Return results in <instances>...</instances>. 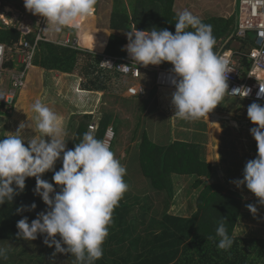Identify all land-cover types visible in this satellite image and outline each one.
Segmentation results:
<instances>
[{"label": "trees", "instance_id": "trees-1", "mask_svg": "<svg viewBox=\"0 0 264 264\" xmlns=\"http://www.w3.org/2000/svg\"><path fill=\"white\" fill-rule=\"evenodd\" d=\"M91 1L88 0L85 7V0H74L68 8L67 0H53L55 5L66 8L51 4L42 33L46 41L38 42L31 65L46 71L78 75L82 78V90L105 92L110 80L119 79V76L99 68L101 56L108 54L136 60L131 50L136 42H125L110 35L101 54L57 44L61 35L58 26L67 24L79 31L86 14L91 15L96 7L93 2L97 0ZM174 2L113 0L109 27L122 33L144 32L145 35H141L144 38L153 35L156 39L157 35L160 42L156 57L160 68L165 69L191 67L195 57L207 58L231 47L232 40L221 50L218 43L231 36L235 15L190 19L174 12ZM21 40L34 43L35 34L22 35L16 27L0 22V43L11 47ZM84 40L90 46L95 42L89 35L84 36ZM124 44L128 45L124 47ZM252 45V34H248L238 48L247 50ZM145 46L139 40L133 49L134 55L144 62L145 57L150 56L148 64L157 66L152 47L143 50ZM13 64L8 62L6 65L13 67ZM241 64L250 68L246 59ZM152 90L154 96L155 90ZM172 92L175 91L160 89L162 105L175 97L174 94L179 95ZM122 102L128 107L131 100ZM145 107L139 106L137 111L143 113ZM94 120L92 115L76 117L77 126L66 153L57 149H36L18 139L0 136V245H35L42 238L47 241L46 247L37 258L32 257L29 264H50L47 263L50 254L59 248L57 230L60 228L56 223L59 217L55 213L56 210L65 213L67 205L72 207V223L78 217L77 238L85 239L90 235L97 239L96 243L85 245L87 251L83 252L82 261L75 262L72 256L69 264H260L264 261V238L243 237L234 232L243 214L239 193L217 180L203 185L204 181L216 178V172L205 162L200 144L155 143L142 132L135 145L139 168V172H135L148 182L144 186L148 193L142 197L133 192L132 180L123 176L120 165L101 168L111 164L114 157V141L108 154L99 152L104 133L112 125L116 137L123 123L111 111L103 109L94 137L95 151L90 152L86 160L88 166L81 170L74 167L82 164L78 155ZM136 135L137 130L133 139ZM253 151L257 163L263 167V175L258 181L264 188V127L253 144ZM177 177H184L189 182L190 195L199 192L188 217L169 212L177 190ZM60 196L68 200L63 206L57 201ZM156 198L159 199L157 208ZM47 223L53 225V234L47 233V229L50 230ZM64 225L65 221L62 229ZM36 228L39 231L35 233ZM41 231L46 233L41 236ZM20 250L24 252L23 248Z\"/></svg>", "mask_w": 264, "mask_h": 264}, {"label": "rangeland", "instance_id": "rangeland-1", "mask_svg": "<svg viewBox=\"0 0 264 264\" xmlns=\"http://www.w3.org/2000/svg\"><path fill=\"white\" fill-rule=\"evenodd\" d=\"M40 2L42 3L39 6V4L36 5L33 0L32 5L35 7L34 9H30V7H26L25 10H22V8L19 5L17 6V10H12V9L5 11L0 10V22H2L5 26L7 25V26L16 27L19 30V32H26V30H28L30 33H34L35 30L37 28H40L43 22H45L46 12L47 11L49 12L53 0H41ZM238 2H239L238 0H175L173 8L178 15L190 19L206 20L212 17L229 18V17H234V15H235L234 18L237 19ZM85 4L86 6H88V0H85ZM93 4L94 5L96 4V7L94 9L92 8L93 12L91 15L86 14L79 31L77 32L74 31L73 28H71L67 24H62L61 26H58V29L61 32L60 39L62 38L63 40H67L66 37L69 36L68 40L70 41L69 43L72 47L80 48L83 50L85 49L97 54H101V51L104 49V46L108 41L110 35H114L124 40L125 42L131 40L135 41L136 43L133 45V47H131L132 50L136 47L138 40H141L142 43L146 44L143 50L145 48L147 50H150L151 49L150 46H151L156 57V49L158 48V44L160 42L159 37L157 35H156L157 37L156 39L153 35H150V37L148 38L143 37L139 39V37H137V34L141 32H138L136 30H132L129 33L113 31L109 27L112 11H113V0H97V2L94 1ZM42 30L43 32H45L44 28ZM86 35L93 37V40L95 41L92 43L93 46L85 44L84 36ZM227 43H228L227 39L225 41L220 40L218 43L219 50H221L224 46H226ZM126 45L124 44V47ZM238 46L239 44L237 43H231V47L238 48ZM10 52L7 53L8 59L12 57V54ZM141 53L143 55V52ZM140 57L143 59V56ZM145 60H146L145 62L147 63H145L144 61L142 62L146 65L148 64L149 61H151L150 56L145 57ZM196 62H200V61L196 59L195 63ZM153 66L155 65L151 64L146 67L152 68ZM150 68L146 69V71L142 73L143 77H147V79L144 78L143 80H140V83L145 84L147 88L153 86L152 85L153 79L155 78V74L152 71H150ZM75 76L79 77L82 83V78L78 75ZM148 77H150L149 80ZM70 80L73 79L69 78V81ZM58 82H60V79ZM72 82L73 81H70V83ZM24 83H26L25 90L27 91H29L33 87H36L33 81V71L29 70ZM24 83L18 93V96L15 101V105L11 107L9 110L0 108V112L2 113L0 115V136L7 135L10 137H14L20 139L21 141H27L36 147L41 146L44 143H47L44 144L45 146L43 147L47 146V148L52 151L56 149L57 150L62 149L65 150V152H67L68 151L67 149L69 148V144L73 139V132L75 131L74 129L77 126V123L74 121L76 117L77 118L81 117V115L79 116L76 115L74 117V120L70 121L72 126L70 125V123L69 125L67 124L68 126L66 125L63 127L60 126L57 127L54 124L53 125L48 124L45 127H42L43 125L39 126L38 124H40V122H38L37 116L36 119H34L35 114L32 112L34 110H29V109L32 107L33 108L41 107L43 103L42 101L40 100L33 101L31 107V102L28 99H26L24 103L25 107L23 108V110H25V108L27 110L23 111V114L21 115L22 105L20 98L23 96ZM128 83L131 82L128 81ZM126 85H127V81L124 82V80H121L120 78L119 79L113 78L107 84L108 87L105 92H94L96 94L95 95L96 100H94L93 102L91 101V99H88V96H83L81 103L79 101H78L79 104L77 103V105L81 107L78 110H76V114H82L80 110H86L91 112L89 113L90 115L95 114L92 115L93 118L100 119L104 109L105 111L107 110L113 112L116 115V117L123 122L119 126V130L114 139V146H113L114 149L113 152L123 156V159L120 160L119 156L116 155L117 158L116 157L113 158L111 164H106V166L104 167L102 166L101 168L102 169L113 168V164L116 166V162L121 167L122 166L127 167V169L129 170H125L126 171L125 177L127 176L130 180H132V183L134 185L133 192L136 191L138 195L143 197L145 194L148 193L147 189L144 187L145 185L147 186L148 182L145 180L143 181L141 174L135 172L136 170L139 172L137 155H135V160H134L135 162L133 161V159H130L129 157L130 152L135 148V146L132 145V141H133L132 138L134 136V131L136 129L135 119L136 116L138 115L137 108L140 106V102L137 99L130 98L129 95H127V93L125 92ZM122 86H123V90L121 92L120 89ZM153 89H155V91H160L155 86L153 87ZM220 96L222 97H219L220 99L214 100V102L219 103L221 110L228 111L225 112V114L222 117H220V119L217 120L216 118L213 120L212 116L208 118L209 107L206 105L204 107V102L201 103L199 107L201 113H198V115L196 116L197 119L201 118V120L202 117L204 116L203 123L205 122L209 127V131L205 135V143L202 146V150H203L205 162L211 164L212 166H215L219 163V157L221 155V151L227 152L225 147H223L222 149L220 148L221 147L220 139L222 137V134H224L225 136H229L227 130L222 131L223 128H221V124L227 122L226 120L233 122L237 121V117L234 118V116L237 115V113H234V108L237 105H243L242 102L244 104L246 103L247 104L246 109L250 113L252 112L253 115L255 116L254 123L248 125L246 129L241 132L242 134L245 133V139L247 143L245 146L248 149V153H252L249 146L255 141L257 133L263 124L262 121H264V102L253 101V100H242V99L229 100L228 99L229 97L227 98L226 95L223 93L220 94ZM156 98L158 99V96ZM124 99L131 100V103L128 107H126L125 103L122 102V100ZM135 100H136V104H134ZM204 101L205 104L208 105V100L207 101L204 100ZM66 102L68 103V101ZM89 106H91L90 110H88ZM45 108L46 107H44V109ZM229 108L232 109V111H229ZM190 111L192 110L190 109ZM49 113H51V111H49ZM38 116L43 117V115L40 116V114ZM165 120L166 121L163 122V124H161V122L159 123L161 124L160 129H164V130L169 129L170 127L169 120L168 119ZM218 121L220 122L222 121V123L219 125L220 128L214 129L213 127H211V123L215 124L218 123ZM147 123H149V121H147ZM153 123L154 122H150L151 125ZM237 128L239 127L234 124L233 129H237ZM248 130H253L254 132L253 136L252 134H250ZM185 131L186 129L183 128L181 124L180 126L175 125L173 131L174 138L176 140L184 139L183 137H181V135ZM217 131H219V133ZM46 133L48 135H43ZM95 133L96 132H92L93 136H95ZM199 135L201 136V134ZM193 137H195V135H193ZM152 140L156 141L153 139V137ZM165 140L163 142L161 141L159 142L164 144L167 142V141L165 142ZM155 143L158 142L156 141ZM238 145L241 144L239 143ZM235 148L236 151H239L241 149V147H235ZM92 151H95L94 145L91 148H87L84 146L83 149H81L78 157L82 159L86 155L87 158L89 153ZM86 158L82 159V164L84 163L88 166ZM130 162H133L135 164L133 165L131 164V166H129L128 163ZM228 170L229 171H227V174L223 173L222 171L215 173L216 178H214L212 181H204L203 185H208L211 182H215L217 180L219 183L225 184L228 187V189L238 192L239 195L242 197L243 205H242L241 213L243 214L241 215L240 219L236 224L234 231L235 234L239 233L243 237L252 236V237L264 238V188L261 186V184L258 181V179L261 178V176L263 175V173L260 174L261 169H258L256 167L254 168L255 172L247 173L246 175L244 174L239 175L233 173L231 174L230 173L231 169ZM176 179L177 180L175 181H176L177 190L175 191V196L170 205L169 212L170 214L173 215L188 217L190 215L189 210L191 207H193L194 202L196 201L199 195V192H196L194 196L190 195V193H188V190L190 188L189 182L185 180L184 177H180V178L177 177ZM242 179H244V182H241ZM244 186L248 189L249 192L244 188ZM201 189H203V187H201ZM57 201L59 204H61V206H63L65 205V201L68 200L67 198L65 199L64 197L60 196V198ZM73 202L75 204H78V202L75 199H73ZM155 206H156L155 208L159 206V199L157 198H156ZM66 208L67 209L63 214L61 213L62 211L60 210H56L55 213V215H58L59 217V219L56 217V219H58L56 222L57 226L60 228V230H57L58 238H59V248L57 250H54L50 254L47 260V263L50 264H69V260H70L69 257L72 256L74 257L75 262H77L78 260L82 261L83 260L82 254L83 252L87 251L85 245L86 244L91 245L97 242V239L92 238L90 235H88L85 239L77 238L76 235L78 229V222H77L78 217H76L72 223L70 216L72 207L66 205ZM64 221H65V225H64L65 227H63L62 229L61 226ZM48 227L50 228V230L48 232L47 229V233L53 234L54 233L53 225L51 223H47V228ZM36 231H39V229L36 228L35 233ZM44 233L46 232L44 231L39 232L41 236L44 235ZM46 244L47 241L41 238L39 242L35 245H31L30 243L29 244L26 243L25 245H22L20 247L17 246L11 247V245H0V264H29L31 259L35 257L37 258V256L41 253V251L45 249ZM77 245L79 246L81 245V246L78 247ZM21 248H23L24 250L23 253H21L22 252L20 250ZM260 264H264V261H261Z\"/></svg>", "mask_w": 264, "mask_h": 264}, {"label": "crops", "instance_id": "crops-1", "mask_svg": "<svg viewBox=\"0 0 264 264\" xmlns=\"http://www.w3.org/2000/svg\"><path fill=\"white\" fill-rule=\"evenodd\" d=\"M40 1L41 0H34V3L36 5L39 4V6H40L42 3ZM73 1L74 0H68V6H67L68 8H70L72 6ZM32 4H33V0H0V10H3V11L10 10V9L17 10V6H19V5L22 8V10H25L26 7H30V9H34L35 7ZM52 5L57 6L54 4V2H52ZM39 6H38V8H39ZM57 7L66 8V7H60V6H57ZM85 7H87L86 4H85ZM47 13H48V11L46 12V15H47ZM45 18H46V16H45ZM44 25L45 24L43 22V24L40 26V28H37V29L35 28L36 30L33 33V34H35V39L38 35L41 37V40L38 42L46 41L42 37V33H43L42 29L44 28ZM44 30H45V28H44ZM20 33L22 35L30 34V32L28 30H26V32H20ZM141 35H145V33L144 32H141V34L138 33L137 37H139V39L143 38V36H141ZM146 35H150V34H146ZM66 39L68 40L69 36L66 37ZM67 40H63L62 38L61 39L59 38L57 41V44L64 46L63 43H65ZM133 45H132V47H133ZM68 46L71 47L70 43H68ZM68 46H64V47H68ZM132 55L136 60L140 61L145 67L149 66L150 63L145 65L139 58H137L134 55L133 50H132ZM155 59H156V57H155ZM156 63H157V59H156ZM146 68H150V67H146ZM29 70L33 71V81H34L36 87H33L32 89L27 91V90H25L26 83H24V82H25V79L27 77ZM148 73H150V72H148ZM68 77L70 79L71 78L73 79V80H70V81H73L72 83H70ZM149 78L150 77H148V80H149ZM59 79H60V82H58ZM145 79H147V77H145ZM130 82L132 83V81H130ZM23 83H24L23 96L20 98L21 105H22L21 115L23 114V111L27 110L26 108H25V110H23V108L25 107L24 103H25L26 99H28L31 102V107H32L33 101H35V100L36 101H39V100L42 101L43 103H42L41 107H37V108L32 107L29 109V110H34V111H32L35 114L34 119H36V116H37L38 122H40V124H38V125L39 126L43 125L42 127H45L48 124H50V125L54 124L57 127H59V126L63 127V126H66L67 124L69 125L70 121H72L76 115H78V116L79 115H81V116L82 115H90L89 113H91V112L86 111V110H80L82 114H76V110H78L81 107V106L77 105V103L78 104H79V102L81 103L83 96H88V99H91L92 102L94 100H96V96H95L96 94L94 92L85 91V90L81 89V79L79 77H77L75 75H71V74L59 73L56 71H46L40 67H36V66L31 65V64L28 65L26 68L25 78H24ZM128 84L129 83H127L126 86H128ZM19 91H18V93H19ZM176 92L177 91L172 92V93H176ZM210 92H212V93H210ZM18 93H17V96H18ZM177 93L179 95L174 94L176 96L171 97V100L169 102H165L164 105L161 104L162 102L160 99V91H155L154 96H152L153 90H151V88H148V91H147L145 96L140 97L139 99L136 98L140 102V106L146 105V107H145V110L143 113L140 110H139V112L137 111L138 116L140 118H138L136 116V119H135V128L136 129L135 130H137L138 135H136L135 139L132 138L133 139L132 145L135 146L140 140L139 135L142 132H145L149 137H151V138L153 137V139L156 140L157 142H159V141L163 142L166 139L165 142L167 141L170 143H173L175 141H183V142L189 141L190 143L194 142L196 144H200L201 146H203V144L205 143V135L209 131V127L207 126V124L205 122L203 123L204 116L202 117V120H201V118L197 119V117H196L198 115V113H201L199 110L201 103L204 102V107H205V105L209 107L208 118H210L212 116L213 120L216 118H217V120L220 119V117H222L225 114V112H228L225 110H221L219 103L214 102V100L220 99L219 97H222V96H220V94H222V93L221 92H215L213 89L209 90V93L204 94V95H195V94H188V93L183 94V93H179V92H177ZM157 96H158V99L156 98ZM226 97L228 98V96H226ZM228 99L229 100H235V99L230 98V97ZM204 100H206V101L208 100V105L205 104ZM66 101H68V103ZM146 102H147V104H146ZM242 104L243 105H237L234 108V113H237V115L234 116V118L237 117V121L233 122V121L226 120L227 122H224L223 124H221L222 121L221 122L218 121V123H215V124L211 123V127H213L214 129L220 128L219 125L221 124V128H223L222 131L227 130V132L229 133V136H225L224 134H222V137L220 139V142H221L220 148L222 149L223 147H225L227 152H222L220 150L221 155L219 157V163L215 166H212L210 164L214 168V172H216V173L222 171L223 173L227 174V171H229L228 169H231V172H230L231 174L233 173V174H239V175H242V174L246 175L247 173L255 172L254 168H256V167L258 169H261L260 173H262V171H263L262 170L263 167L257 163V155L253 151V144L256 141L259 132L264 127V121H262L263 119L261 120L263 124L257 133L255 141L249 146L252 153H248V149L245 146L247 144L246 139H245V133L242 134L241 132L243 130H245L248 125L254 123L255 116L253 115L252 112L250 113L246 109V105H247L246 103L244 104L242 102ZM44 107H46V108L44 109ZM90 109H91V106L88 107V110H90ZM190 109L192 111H190ZM49 111H51V113H49ZM229 111H232V109L229 108ZM41 113H42L43 117L38 116L39 114H40V116H42ZM24 115H25V112H24ZM92 115H95V114H92ZM71 116H72V118H71ZM101 117H100V120H101ZM205 117H206V114H205ZM262 117H263V115H262ZM165 119L169 120L170 127H169V129H165V130L160 129V125L166 121ZM96 120H94V121H96ZM147 121H149V123H147ZM150 122H154V123L151 125ZM160 122H161V124H159ZM197 123H199V124H197ZM180 124L183 126V128L186 129V131L183 132L181 135V137H183L184 139L176 140L174 138V135H173L174 132L173 131H174L175 125L180 126ZM234 124L237 125L239 128L233 129ZM70 125H71V123H70ZM248 131L253 136V133H254L253 130H248ZM199 134H201L202 137ZM43 135H48V134L46 133ZM193 135H195V137H193ZM5 136H7V135H5ZM7 137L14 138V137H10V136H7ZM94 137L95 136H93L92 132L89 131L85 137L83 147L84 146L87 148L93 147L94 142H95ZM14 139H17V138H14ZM18 140L21 141L20 139H18ZM156 141H154V142H156ZM21 142L24 144L33 146L32 144H30L27 141H21ZM239 143L241 145H238ZM44 144H47V143H44ZM44 144H42L41 146H37V147L33 146V147L36 149L52 151V150H49L47 148V146L43 147V146H45ZM83 147H82V149H83ZM235 147H241V149L239 151H236ZM59 150L61 152H65V150H62V149H59ZM134 151H135V148H134V150H132L130 152V155H129L130 159H133V160H135ZM116 155L119 156L120 160L123 159V156H121L120 154H117L115 152H114L113 158H115ZM85 158H86V155L82 159H85ZM78 159L82 161V159H80V157H78ZM131 163H133V162H131ZM87 164H89V163L87 162ZM220 164H221V167H220ZM118 165L119 164L116 162V166H118ZM86 166L87 165L83 163V164H80L79 166H75V168L81 170V169L85 168ZM98 167H101V166H98ZM122 169H123L122 174H123V176H125L126 175L125 170H129V169H127V167H123V166H122ZM129 173H130V171H129ZM132 173H133V171H132ZM244 188L248 191V189L245 186H244Z\"/></svg>", "mask_w": 264, "mask_h": 264}, {"label": "built area", "instance_id": "built-area-1", "mask_svg": "<svg viewBox=\"0 0 264 264\" xmlns=\"http://www.w3.org/2000/svg\"><path fill=\"white\" fill-rule=\"evenodd\" d=\"M238 15L229 42L237 43L252 34L253 45L247 50L231 47L209 55L207 58L196 57L191 67L187 68H150L154 72L153 86L158 90H175L179 93L206 94L213 89L233 99L264 102V0H239ZM38 35L34 43L21 40L13 46L0 43V108L9 110L15 105L17 93L23 85L25 72L31 64L37 49ZM69 41L63 43L68 46ZM72 47V46H71ZM74 48V47H73ZM12 51V52H10ZM8 52L12 57L8 59ZM246 59L250 68L241 62ZM13 62V67L6 64ZM24 66V69H23ZM99 68L112 75H118L124 82L139 81L143 78L145 67L142 63L112 55H102ZM23 69V70H22ZM148 88L142 83H129L125 92L129 97H143ZM98 118L88 129L96 132ZM115 138L114 128L110 125L103 136L99 152L108 154Z\"/></svg>", "mask_w": 264, "mask_h": 264}, {"label": "clouds", "instance_id": "clouds-1", "mask_svg": "<svg viewBox=\"0 0 264 264\" xmlns=\"http://www.w3.org/2000/svg\"><path fill=\"white\" fill-rule=\"evenodd\" d=\"M195 59H196V57H195ZM194 59V60H195ZM133 60V59H132ZM138 62H140V61H138ZM141 63V62H140ZM145 67V66H144ZM160 68V66H159V64H158V62H157V66H153L152 68ZM145 69H148V68H146L145 67ZM163 69H165V68H163ZM146 71V70H145ZM144 72V71H143ZM154 73V72H153ZM142 76H143V74H142ZM145 77H143L141 80H143ZM132 83H134V84H137V83H140V80L139 81H132ZM145 87H146V85L145 84H143ZM153 85V84H152ZM153 87L154 86H151V87H149V88H151V90L153 89ZM147 88V87H146ZM155 90V89H154ZM173 91H175V90H173ZM178 92V91H177ZM209 93V92H208ZM208 93H206V94H208ZM184 94V93H183ZM186 94V93H185ZM199 95H204V94H199ZM130 98H134V97H130ZM137 98H140V97H137ZM112 126V125H111ZM113 127V126H112Z\"/></svg>", "mask_w": 264, "mask_h": 264}]
</instances>
